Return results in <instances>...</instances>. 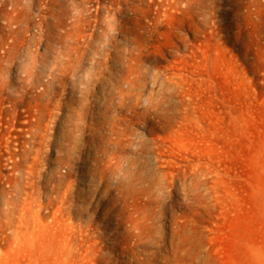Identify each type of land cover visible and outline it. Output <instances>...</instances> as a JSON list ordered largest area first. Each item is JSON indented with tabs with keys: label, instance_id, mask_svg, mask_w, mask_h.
<instances>
[{
	"label": "rangeland",
	"instance_id": "obj_1",
	"mask_svg": "<svg viewBox=\"0 0 264 264\" xmlns=\"http://www.w3.org/2000/svg\"><path fill=\"white\" fill-rule=\"evenodd\" d=\"M0 264H264V0H0Z\"/></svg>",
	"mask_w": 264,
	"mask_h": 264
}]
</instances>
